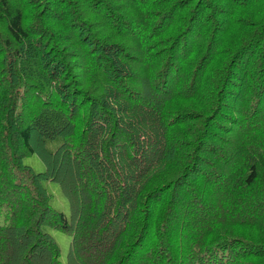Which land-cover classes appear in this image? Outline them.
<instances>
[{
    "label": "trees",
    "instance_id": "1",
    "mask_svg": "<svg viewBox=\"0 0 264 264\" xmlns=\"http://www.w3.org/2000/svg\"><path fill=\"white\" fill-rule=\"evenodd\" d=\"M47 223L68 264H264V0H0V264H63Z\"/></svg>",
    "mask_w": 264,
    "mask_h": 264
},
{
    "label": "rangeland",
    "instance_id": "2",
    "mask_svg": "<svg viewBox=\"0 0 264 264\" xmlns=\"http://www.w3.org/2000/svg\"><path fill=\"white\" fill-rule=\"evenodd\" d=\"M56 145L57 142H54L53 146ZM23 163L29 165L35 172H42L45 169L43 161L36 153L26 154L23 157ZM43 184L51 195L50 205L57 211H61L66 215H69V204L66 197L63 195L59 184L54 181H44ZM45 229L52 235L54 241L59 247L60 261L63 264H68L67 253L70 246L71 235L51 226L49 223L45 225Z\"/></svg>",
    "mask_w": 264,
    "mask_h": 264
}]
</instances>
